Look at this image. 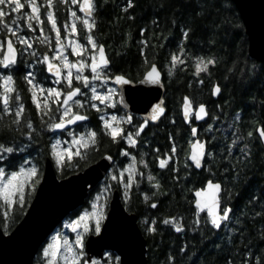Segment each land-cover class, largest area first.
Here are the masks:
<instances>
[{"label": "trees", "instance_id": "16d2710c", "mask_svg": "<svg viewBox=\"0 0 264 264\" xmlns=\"http://www.w3.org/2000/svg\"><path fill=\"white\" fill-rule=\"evenodd\" d=\"M94 2L97 5V27L93 32L98 42L105 45L115 74L135 80L153 63L163 74L167 118H163L161 124L154 126L152 132L143 138L144 144H148L149 151L156 149L153 153L156 163L157 156L163 159L168 150L171 152L173 141L169 139L170 135L182 146L180 155L173 157L170 162L179 171V181L173 179L175 172L166 166L154 173L161 182L160 189L152 187L147 177H143L141 186L131 189L128 201L124 202L126 210L136 214L139 228L146 239L148 264H170L169 256L174 257V264H228L229 260L232 264H240L246 247L255 250L264 248V239H261L264 234V216H254L256 211H260V206L251 202L253 195L264 193V138L260 136V131H264V63L249 58L247 37L236 8L230 0L227 10L223 7V0H133V7L125 13L126 0ZM225 18L231 23L226 22ZM173 19L177 21L175 26L172 24ZM181 25L191 29L185 45L180 44ZM141 28L145 29L143 34ZM82 32L79 33V39ZM210 39H215L216 43L210 44ZM181 46L185 48L183 53L179 51ZM39 51L44 52L45 48ZM173 53L179 57L175 65L171 61ZM197 56L222 59L219 64L209 66L211 75L202 72L197 76L194 67ZM179 60L184 63L181 64ZM253 64L256 65L254 74L240 70L246 66L251 68ZM229 68L232 72L228 71ZM16 80L27 109L25 119L32 118L39 128L40 117L36 106L32 104L28 85L20 73L16 74ZM214 85H219L222 90L217 98L211 95ZM185 96L193 100L195 106L205 103L208 113L206 122L196 125L198 138L210 141L212 147L208 150L215 153L214 159H207L204 163V171L184 168V155L188 151L192 127L184 124L180 114ZM84 114L89 117L88 129L98 134V145L87 150L83 159H76L70 165V171L57 170L58 178L82 171L103 153L114 154L116 146L103 135L97 112L88 109ZM173 119L175 125L172 124ZM208 124L213 125L211 131H207ZM249 132L252 133L251 137L248 136ZM213 137L216 139L213 140ZM9 139L11 136L7 131L0 128V142ZM233 140H236V145L229 157L227 148ZM50 144V133H47L37 137L36 143L32 145L31 157L35 158L41 172L45 158L50 153ZM245 145L249 155L241 159L243 154L240 148ZM20 155L16 154L17 157ZM209 168L216 173L215 177L210 176L207 171ZM208 178L221 182L225 189L221 194L225 206L233 210L228 228L235 227L238 231L232 236L231 244L228 243V228L222 227L219 231L204 228L203 235L200 230L191 231L197 227L193 215V193L204 187ZM113 188L119 187L113 185ZM153 192H156V196L152 195ZM93 193L94 190L90 192L87 202ZM154 202L156 208L151 207ZM25 205L15 204L8 210L0 200V227L4 232L5 222L8 233L21 220L28 206ZM5 211L8 213L6 217ZM202 215L206 216L205 213ZM181 216L184 217L182 223L185 226L181 233L161 223L164 218L179 219ZM153 218L157 220L156 232L148 234L144 221L150 224ZM237 220L240 224L236 223ZM181 247L185 249L184 252H180ZM109 257L115 264L116 256L109 254ZM38 262L37 255L34 264Z\"/></svg>", "mask_w": 264, "mask_h": 264}, {"label": "snow or ice", "instance_id": "6c2138e0", "mask_svg": "<svg viewBox=\"0 0 264 264\" xmlns=\"http://www.w3.org/2000/svg\"><path fill=\"white\" fill-rule=\"evenodd\" d=\"M61 3L65 5V10L70 12L72 23L65 22L58 27L60 25L58 5ZM68 4L69 0H0V128L5 129L11 136V139L0 142V200L4 201L7 209H12L14 197H17L20 205L23 206L26 202V186L34 192L39 178L43 175L38 169L37 163L34 162L35 158H23L24 156L31 157L32 145L36 143L37 137H42L47 133H51L54 137L58 134H67L71 137V140L64 141L67 145L65 147H59L61 145L59 139L51 144V155L55 157L58 168L63 167L64 164L70 166L75 163L74 156L83 159L85 153H82L80 149L90 150L98 145L96 131L89 130L77 134L72 130V126H79L77 122L89 120V117L84 114L88 109H95L100 114L99 120L103 122L104 133L109 135L114 143L126 142L131 146L127 150L121 148L120 156L127 159L133 149L139 150L140 148L137 142V138L141 135L140 131H126L123 127V125L136 127L133 117L115 114L120 110L116 97L120 98L119 103H123L122 91H133L125 86L133 84L134 81L126 79L123 74H115L111 60L106 55L105 45L99 43L94 35L93 29L97 27L95 19L97 5L94 0H70L71 5L77 6L76 9L69 8ZM229 6V0H223L224 9L227 10ZM132 7L133 0H126L123 11L127 13ZM78 12L83 13V16L78 15ZM128 18L132 19V17ZM225 20L231 23V21H227V18ZM153 23L155 24V21ZM172 24L175 26L177 21L173 19ZM82 30H86V32H82ZM81 32L80 40H84L86 43L68 39L69 34L75 36ZM140 32L143 34L145 29L141 28ZM190 32L189 27L181 25V45L186 44ZM51 33H55L54 43ZM65 39H68L67 44L62 43ZM209 43L214 45L216 41L210 39ZM36 44L45 45L47 50L39 51ZM179 51L183 53L185 48L181 46ZM141 54L143 55V49H141ZM70 56L78 57V59L73 62L69 58ZM178 59L176 53L171 55L174 65ZM195 59V75L199 76L202 72L211 75L209 66L219 64L222 58L197 56ZM179 62L184 63L183 60H179ZM240 70L254 74L256 65L253 64L251 68L246 66ZM228 71L232 72V69L229 68ZM17 73L21 74L22 79L28 85L32 104L36 106L37 114L40 117L41 126L39 128L32 118L25 119L24 114L27 109L24 98L16 86ZM168 75L171 76L172 73L169 72ZM139 83L163 86L155 63L150 66V70L145 73ZM221 91L219 85H214L211 95L216 96ZM206 115L208 113L205 103H200L197 107L188 96L184 97L183 122L190 123L193 117L195 121H201ZM162 117L166 119L167 112L165 100L160 99L159 102L151 104V112L142 117L144 124H140L139 128L143 129L149 121H157ZM213 119L215 118L213 117ZM175 123L176 121L173 119L172 124L175 125ZM212 127V124H208L207 131H211ZM251 135L252 133L249 132L248 136L251 137ZM191 136L195 139L188 141L191 151L190 153L185 152L184 168L192 171L196 169L204 171L202 165L207 162V159L215 158L214 151L208 150L212 144L210 141L204 142L198 138L196 127H191ZM260 136L264 138V131H260ZM169 139L173 143L170 154L165 153L167 159H160L159 156L156 159L159 160L161 169L167 166L175 172L173 179L179 181V171L172 167L169 160L180 155L182 146L176 143L172 135L169 136ZM212 139L215 140L216 137ZM235 145L236 140H233L232 144L228 146L229 157L232 155ZM73 147L75 151H70V148ZM240 152L243 154L241 159L248 156L247 145L240 148ZM18 153L21 154L19 157L16 156ZM147 155V152L141 151L139 160L136 156H132L131 162L126 165L120 161V165H122L120 167L117 166V162L111 155L107 156V160L113 163L105 180H115L123 185L125 201L128 200L129 189L133 184L139 188L140 180L135 177H144L145 173L138 170V165H143L144 169L148 168L144 159ZM207 171L211 177H215L216 173L212 172L211 168ZM224 171L227 172L228 169L225 168ZM125 173H127L126 177ZM33 178H36L35 183H33ZM147 181L156 189L162 187L160 180L151 172L147 173ZM102 191L107 193L111 191V188L105 184ZM224 191L221 182L214 181L212 178L207 179L206 187L195 190L193 215L197 227L192 228L191 231L200 230L203 235L204 228L216 230L222 227L228 228L233 210L225 206L224 197L221 195ZM32 192L27 194L31 195ZM164 194L166 193H162V195ZM152 195L156 196V192H153ZM230 198L231 192H229ZM104 199L105 203H100L98 195L92 202L91 212L85 211L76 220L71 221L72 230L77 233L75 245L65 239L63 246L56 243L55 245L49 244L44 248L43 256L46 264H59L61 260L63 264H99L96 260L86 258L83 250L86 247L84 234L93 228L96 234H102V221L108 197L105 196ZM147 199L146 196L145 200ZM251 202L258 203L260 206V211H256L254 216H264V193L253 195ZM151 207L156 208L157 204L154 202ZM204 212H206V216L202 215ZM7 215L8 213L5 211L4 216ZM183 219L182 216L179 219L177 217L164 218L161 223L166 226L170 225L176 233H181L185 228L182 223ZM144 223L146 233L154 234L156 232V219L153 218L150 224L147 221ZM236 223L240 224V221L237 220ZM79 229L82 231H78ZM237 231L238 229L235 227L228 228L229 244L232 243V236ZM7 234V223L5 222L4 235ZM261 239H264V234L261 235ZM92 243L93 241H87L89 246ZM216 247L219 248L220 245L217 244ZM184 251L185 249L181 247L180 252ZM58 252L61 253L59 257L57 256ZM104 255L109 256V253L105 252ZM116 259L120 261V257H116ZM168 259L170 264H174V257L169 256ZM120 264H126V262L120 261ZM228 264H232V261L229 260ZM240 264H264V248L255 250L252 247H246Z\"/></svg>", "mask_w": 264, "mask_h": 264}, {"label": "water", "instance_id": "95a60500", "mask_svg": "<svg viewBox=\"0 0 264 264\" xmlns=\"http://www.w3.org/2000/svg\"><path fill=\"white\" fill-rule=\"evenodd\" d=\"M230 1L236 8L244 27L249 58L264 63V0ZM157 71L160 74L162 87L140 84L139 81L143 79L145 72L139 81L125 86L133 91H122L123 103H119L118 97L119 105L144 117L151 112L152 103H157L160 99L165 100L163 74L158 66ZM217 96L218 94L213 98ZM183 103L184 99L180 106L181 118ZM206 117L197 122H205ZM159 120L150 122L156 124ZM190 151L191 146L188 153ZM107 156L101 157L82 171L63 178H58L51 159L46 158L43 175L23 217L7 235H4L0 227V264H34L36 256L49 237L69 215L86 203L89 193L105 179L113 163L107 160ZM202 167L204 168V164ZM196 171L201 170L196 169ZM195 199L194 192L193 200ZM193 206L195 207L194 202ZM87 241L93 243L89 246ZM85 242L84 252L89 260L101 261L104 259V253L107 252L120 257V261L126 264H148L147 242L139 228L137 216L126 210L118 189H114L111 193L108 210L102 222V234H90Z\"/></svg>", "mask_w": 264, "mask_h": 264}, {"label": "flooded vegetation", "instance_id": "af4514ba", "mask_svg": "<svg viewBox=\"0 0 264 264\" xmlns=\"http://www.w3.org/2000/svg\"><path fill=\"white\" fill-rule=\"evenodd\" d=\"M68 7L70 8V0H69V4H68ZM58 9H59V19H60V25H58V27L59 26H62L65 22H67L68 24H70V12H67L66 10H65V5L63 4V3H61V4H59L58 5ZM48 27L50 28V25H48ZM45 31L47 32V28L45 29ZM51 37H52V39H53V43H54V38H55V33H51ZM68 39H70V34L68 35ZM68 39H65V41H68ZM37 48H38V50H40L41 48H45V50H46V46L45 45H40V44H36L35 45ZM144 75V74H143ZM143 75L140 77V78H138V79H135V80H133L134 82H136V81H139L142 77H143ZM125 78H127V79H130V78H128V77H126L125 76ZM116 100H117V102H118V97H116ZM118 108L120 109L119 111H117L115 114L116 115H118V116H120V115H129V116H132L133 117V120H134V124L136 125V127H131V126H129V125H123V127H124V129L126 130V131H137V130H139L140 131V133H141V135H140V137L139 138H137V142H138V144L140 145V148H139V150H136V149H133L132 150V152L130 153V155H129V157L127 158V159H125L124 157H122V156H120V150H121V148H123L124 150H127V149H129L131 146H129V145H127V143L126 142H123V143H114L113 141H112V139H111V137L109 136V135H106L105 133H104V129H103V122L102 121H100L99 120V113H97V117H98V120H99V123H100V127H101V130H102V132H103V135L104 136H106L107 138H109L110 140H111V142H112V144H114L115 146H116V149H114V151H113V155H111L113 158H114V160L117 162V166L118 167H120V166H122V165H120V161H123V163L126 165V164H128L129 162H131V158H132V156H136V158H137V160H139L140 159V153H141V151L142 152H147L148 153V155L147 156H145L144 157V159H145V161H146V163L148 164V168L147 169H144V167H143V165H138V170L139 171H143L144 173H145V175H144V177H147V173L148 172H151L153 175H154V173H155V171L156 170H161V168L159 167V160H157V163H156V160H155V158L153 157V153L156 151V149L155 148H152V150L151 151H149L148 150V144L146 145V144H144V142H143V138L145 137V136H147L149 133H151L152 132V130H153V128H154V126H156V125H158V124H161V120L163 119V117L156 123V124H154V123H152V122H148V124H145L144 125V128L143 129H140L139 128V125L140 124H144V121H143V119H142V117H140L139 115H137V114H134V113H132V112H130V111H128V110H125V109H123L120 105H119V103H118ZM198 107V106H197ZM95 112H97L95 109H93ZM180 114H181V112H180ZM205 122H206V120H205ZM205 122H203V123H199V122H197V121H195L194 120V117L193 118H191V121H190V123L189 124H186V125H192V127H197L196 125L197 124H204ZM88 120L87 121H83V122H77V125H79V126H76V125H74V126H72V130L73 131H75V132H79V131H82L83 130V127H86V129L89 131V129H88ZM185 124V123H184ZM58 132H59V130H58ZM105 137V138H106ZM57 139H59L60 141H61V143H64V141H68V140H70V137L67 135V134H64V135H57V136H52V134L50 133V140H51V144L52 143H55L56 142V140ZM191 139H192V137H191ZM51 144H50V149H49V155L46 157V158H50L51 159V161L53 162V164H54V167H55V170H62V169H67V171H70V166L69 165H67V164H64V166L63 167H59V169H58V166L57 165H55V162H54V160L51 158ZM189 146H190V144H188V151L187 152H189ZM116 150V151H115ZM87 150H85V149H83L82 150V153H85ZM166 153H169L170 154V150H168ZM105 155H110V154H108V153H103L96 161H98L101 157H103V156H105ZM46 158H45V160H46ZM80 157H77V156H74L73 157V160L75 161L76 159H79ZM66 159V158H65ZM163 159H167V156H165L164 155V157H163ZM95 161V162H96ZM94 162V163H95ZM170 162H172V159L171 160H169V163ZM68 168H67V167ZM125 176H127V173H125ZM137 177H139V176H137ZM143 178V177H142ZM141 181V183H142V179L140 180ZM136 188V185H134L131 189H133V188ZM130 189V190H131Z\"/></svg>", "mask_w": 264, "mask_h": 264}, {"label": "rangeland", "instance_id": "374dc122", "mask_svg": "<svg viewBox=\"0 0 264 264\" xmlns=\"http://www.w3.org/2000/svg\"><path fill=\"white\" fill-rule=\"evenodd\" d=\"M70 8L71 9H75V5H71L70 4ZM78 15H80V16H82L80 13H78ZM72 23V20H71V17H70V24ZM84 32H86V30H84ZM81 36V35H80ZM70 39H75V40H78L79 42H81V43H86V41L85 42H82L80 39H79V33H77L75 36H73V35H71L70 34ZM62 43H64V44H67L68 43V41H65V40H63L62 41ZM89 48H90V46H89ZM47 50V49H46ZM45 50V51H46ZM68 51L70 52V49H68ZM73 62H75L77 59H78V57H75V56H70L69 57ZM77 84L79 85V82H77ZM88 130L86 129V127H83V130L82 131H79V132H76L77 134H79V133H85V132H87ZM70 140H71V137H70ZM65 146H67L65 143H61V145L59 146V147H65ZM82 150L83 149H80V151L82 152ZM70 151H75V148L73 147V148H70ZM32 157H25L24 159H31ZM51 158L54 160V162H55V157L54 156H51ZM65 158H66V156H65ZM35 162V161H34ZM55 165H56V163H55ZM38 166V165H37ZM38 169H39V167H38ZM59 169V168H58ZM126 177V176H125ZM136 179H139V180H141V179H144V178H141V177H135ZM35 179L36 178H33V183H35ZM40 179H41V177L39 178V182H40ZM105 184H108L109 186H110V188H111V191H109V192H107V193H105V192H103L102 191V189L104 188V186H105ZM38 185V184H37ZM37 185H36V187H35V190H36V188H37ZM113 185H117L118 187H119V189H120V191H121V194H122V198H123V200H124V202H127V201H125V198H124V194H123V185L122 184H120V183H118L117 181H115V180H105V181H103L95 190H94V193H93V195L91 196V198L88 200V202H87V205L86 206H84L83 208H81L78 212H77V214L76 215H74V216H70V217H68L61 225H60V227L55 231V233L48 239V241L45 243V245L41 248V250H40V252H39V254H38V260L40 261V263L38 262V263H36V264H46V261H45V259H44V256H43V250H44V248L45 247H47L49 244H53V245H55L56 243H59L61 246H63V241L65 240V239H67L68 241H69V243L70 244H72V245H75V240H76V232H74L73 230H72V226H71V221L72 220H76L82 213H84L85 211H88V212H91L92 211V207H91V205H92V202L96 199V197L99 195L100 196V203H105V199H104V197L105 196H107L108 197V199H107V202H106V204H105V209H104V218H105V215H106V212H107V209H108V202H109V199H110V195H111V192H112V189H113ZM135 184H133L132 186H131V188L134 186ZM141 186V181H140V185H139V187ZM130 188V189H131ZM136 188H137V186H136ZM130 189H129V192H130ZM28 192H32V190L30 189V188H28L27 186H26V196H25V200H26V202L27 201H31L32 200V198H33V196H34V193H35V191L34 192H32V194L31 195H28L27 193ZM2 201V203L5 205V203H4V201L3 200H1ZM26 202H25V204H26ZM15 204H17V205H19V206H21L20 205V203H19V200H18V198L17 197H14V203H13V206L15 205ZM24 204V205H25ZM28 205V203L25 205V206H27ZM6 206V205H5ZM28 207V206H27ZM27 207H26V209H27ZM13 208V207H12ZM8 210H11V209H8ZM20 212H18V214H19ZM104 220V219H103ZM103 222V221H102ZM93 225H94V222H93ZM78 231H82V229H79ZM90 234H96L95 233V231H94V228L92 229V230H90L88 233H86V234H84V240L87 238V236L88 235H90ZM84 250V249H83ZM61 255V253L60 252H58L57 253V256L59 257ZM59 264H63V261L61 260V261H59ZM99 264H113L112 263V260H111V258L109 257V256H105V258H104V260L102 261V262H99ZM115 264H118V260L116 259V263Z\"/></svg>", "mask_w": 264, "mask_h": 264}, {"label": "bare ground", "instance_id": "6f19581e", "mask_svg": "<svg viewBox=\"0 0 264 264\" xmlns=\"http://www.w3.org/2000/svg\"><path fill=\"white\" fill-rule=\"evenodd\" d=\"M197 128V127H196ZM200 139V138H199ZM201 140V139H200ZM205 140V139H204Z\"/></svg>", "mask_w": 264, "mask_h": 264}]
</instances>
